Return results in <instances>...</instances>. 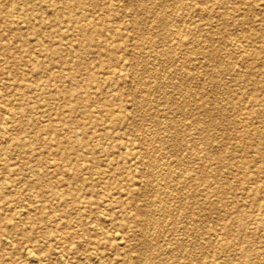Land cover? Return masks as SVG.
I'll use <instances>...</instances> for the list:
<instances>
[{
    "label": "rangeland",
    "instance_id": "374dc122",
    "mask_svg": "<svg viewBox=\"0 0 264 264\" xmlns=\"http://www.w3.org/2000/svg\"><path fill=\"white\" fill-rule=\"evenodd\" d=\"M25 252L264 264V0H0V264Z\"/></svg>",
    "mask_w": 264,
    "mask_h": 264
},
{
    "label": "bare ground",
    "instance_id": "6f19581e",
    "mask_svg": "<svg viewBox=\"0 0 264 264\" xmlns=\"http://www.w3.org/2000/svg\"><path fill=\"white\" fill-rule=\"evenodd\" d=\"M168 25H169V22L166 20V19H164V20H162V26L164 27V29H166L167 27H168ZM133 41V40H132ZM238 44V43H237ZM135 64V63H134ZM116 74V73H115ZM23 130V129H22ZM18 143V142H17ZM59 143V142H58ZM2 145V144H1ZM147 146V145H146ZM41 161V160H40ZM155 169V168H154ZM159 176V175H158ZM154 179V178H153ZM158 179V178H157ZM155 180V179H154ZM159 180V179H158ZM157 181V180H156ZM249 187V186H248ZM161 189H162V187H161ZM155 191H157V190H155ZM156 193V192H155ZM147 199V198H146ZM152 199V198H151ZM158 203H159V201H158ZM157 203V204H158ZM168 203V202H167ZM154 206V205H153ZM156 209V208H155ZM158 209H160V208H158ZM153 211V210H152ZM154 212V211H153ZM99 215V214H98ZM150 215V214H149ZM147 219H149V218H147ZM147 230V229H146ZM156 230V229H155ZM115 234H117L116 232H115ZM114 235V234H113ZM116 236H118V234L116 235ZM146 237V236H145ZM8 241V240H7ZM114 242V241H113ZM93 251V250H92ZM27 252V251H26ZM25 252V255H26V261H28V263L27 264H39V259L36 257V256H34L35 254H29V253H26ZM36 257V258H35ZM38 261H37V260ZM31 262V263H30ZM98 263V262H97ZM61 264V263H60Z\"/></svg>",
    "mask_w": 264,
    "mask_h": 264
}]
</instances>
